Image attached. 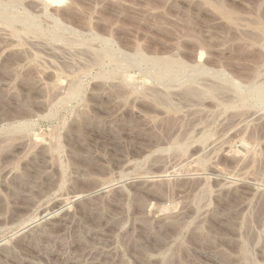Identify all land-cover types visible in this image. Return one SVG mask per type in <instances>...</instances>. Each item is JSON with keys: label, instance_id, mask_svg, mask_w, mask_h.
<instances>
[{"label": "rangeland", "instance_id": "obj_1", "mask_svg": "<svg viewBox=\"0 0 264 264\" xmlns=\"http://www.w3.org/2000/svg\"><path fill=\"white\" fill-rule=\"evenodd\" d=\"M49 4L0 0V264H264V0Z\"/></svg>", "mask_w": 264, "mask_h": 264}, {"label": "bare ground", "instance_id": "obj_2", "mask_svg": "<svg viewBox=\"0 0 264 264\" xmlns=\"http://www.w3.org/2000/svg\"><path fill=\"white\" fill-rule=\"evenodd\" d=\"M62 1H63V0H49L51 6H55L56 4L61 3ZM50 4H49V5H50ZM219 5H220V4H219ZM222 7H223V6H222V4H221V9H220V10H222ZM217 8H218V7H217ZM219 8H220V7H219ZM219 8H218V9H219ZM227 10H228V11H227ZM227 10H226L225 12H223V13H224V15H226V17H227L228 19H230V18H232V17L235 18V19L237 18V17H234L235 14L233 13V11L231 12L229 9H227ZM223 11H224V10H223ZM232 13H233L234 15H233ZM233 18H232V19H233ZM230 20H231V19H230ZM233 20H234V19H233ZM201 56H202V54L199 53L198 58L200 59ZM36 137H38V135H37ZM102 186H103V185H101V187H102ZM98 189H99V188H98ZM77 196H78V195H73L72 198L75 199V198H77ZM26 208H28V207L25 206V207H24V210H25ZM52 209H53V208H52ZM44 212L46 213V211H44ZM44 212H43V213H44ZM49 213H51V210H49V211L46 213V215L49 214ZM65 213H66V212H65ZM62 214H63V213H62ZM46 215H44L43 217H45ZM63 217H64V216H63ZM56 219H57V218H56ZM58 219H60V222H58V223H57V222H56V223H51V224H52V227H51L52 229H53V228L55 229V228H57L58 226H60V225L62 224L61 221H64V222L66 221L64 218H61V215H60V218H58ZM68 219H69V218H68ZM52 220H53V219H52ZM45 221H47V220H45ZM58 221H59V220H58ZM62 228H63V227H62ZM13 234H14V233H13Z\"/></svg>", "mask_w": 264, "mask_h": 264}]
</instances>
